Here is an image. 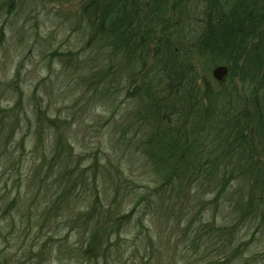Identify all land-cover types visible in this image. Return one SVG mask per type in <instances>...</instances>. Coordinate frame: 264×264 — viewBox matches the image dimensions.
Here are the masks:
<instances>
[{
    "label": "trees",
    "instance_id": "16d2710c",
    "mask_svg": "<svg viewBox=\"0 0 264 264\" xmlns=\"http://www.w3.org/2000/svg\"><path fill=\"white\" fill-rule=\"evenodd\" d=\"M26 1L0 0V18L21 12ZM48 1L76 6L71 24L89 36L84 50L96 48L111 63L90 69V85L103 86L108 95L120 91L137 102L133 123L123 125L122 137L133 134L127 143L135 145L161 178L127 210L123 173L106 170L101 193L98 159L85 167L75 161V149L66 138L68 121L50 117L35 100L30 105L36 118L34 148L42 156L26 178L24 198H14L6 208L5 213H22L21 224L9 216L5 226L0 224V238L13 243L25 218V238L32 230H48L47 238L38 243L35 234L21 250H0V264L238 262L255 238L239 242V225L249 223L264 236V0ZM8 24L0 27V45L4 30L12 29ZM218 66L228 68L222 81L213 77ZM16 81H0V89L16 95L10 109L0 108V139L7 138L5 143L15 139L25 117L24 94ZM45 125L53 131L48 148ZM16 157L5 159L14 166ZM234 185L241 192H233ZM168 190L169 199L175 205L182 201V208L164 214L166 224L175 226L171 236L161 230L154 237L146 218L155 206L164 205ZM38 195L44 198L42 207L33 202L22 208ZM207 195H214L208 204L226 199L224 205L236 213L234 228L203 221L204 204L198 203ZM76 199L84 200L83 209L73 207ZM34 208L39 215L32 219ZM132 228L136 235L129 245ZM72 234L77 240L70 244ZM258 261L254 254L242 264Z\"/></svg>",
    "mask_w": 264,
    "mask_h": 264
},
{
    "label": "rangeland",
    "instance_id": "374dc122",
    "mask_svg": "<svg viewBox=\"0 0 264 264\" xmlns=\"http://www.w3.org/2000/svg\"><path fill=\"white\" fill-rule=\"evenodd\" d=\"M75 9L76 6L71 3L53 4L48 0H27L21 12L11 18L5 15L0 18V27L6 24L10 25L9 22L13 24L12 29L7 27L4 30V40L0 45V81L6 83L17 79L16 82L24 94L25 102V115L22 114V117L25 116L24 121L21 122L15 139L6 143L4 140L7 138L4 136L0 139V148H2L0 150L1 225H6L5 220L9 216L15 218L17 223L20 221L22 213L20 215L15 212L5 213L6 208L14 198L18 196L21 199L24 198L26 178L31 167L36 161H39V155L42 156L41 150L37 151L34 148L36 118L30 105L35 100L39 102L43 110L48 112L50 117H59L68 121L69 129L66 132V138L75 149V161L81 160V165L85 167L90 166L96 158L98 159L102 168L98 172L101 193L105 188L102 174L106 170L114 174L119 169L123 173L125 182L121 190H124L122 196L125 198L127 210L133 207L139 195L147 187L155 188L157 182L160 181L161 176L156 172V168L136 150L135 145L127 143L133 134H128L126 140L122 137L124 135L123 125L133 123L134 114L138 110L137 102L134 99L126 100L124 93H120V91L117 95H108L103 92V86L90 85V79H88L90 69H99V65L105 69L111 63L106 56L104 59L101 54H97L96 48L84 50L89 36H83L81 32H76L71 24ZM69 52L77 57H72L71 60L67 57L59 58L55 54L66 55ZM113 62L116 64V60ZM15 99L16 95L11 90L0 89V108L10 109L14 105ZM27 120H30L33 125ZM44 128L45 147H43L48 148L53 141V131L47 125ZM23 139L24 146L19 148V142ZM13 156H17L18 159L14 166L6 161L8 158L9 162V158ZM231 190L233 192L240 191L237 185H234ZM166 194L167 200L163 203L164 205L155 206L146 218V227L150 229L151 235L154 237H157L161 230H165V235L168 238L169 235L171 236L170 230L175 226L174 223L166 224L164 214L166 215V211L177 212L182 208V201L176 202L175 205L174 201L169 199L171 196L169 190ZM213 197L214 195H207L198 203L200 207L204 204L205 209L202 208L205 210L203 221L213 222L217 226L225 225L234 228L236 213L232 208L224 205L226 199H222L223 202H219L218 205L208 204ZM235 198L236 196H233V199ZM30 199L32 200L22 205L24 206L22 208L33 202H36L37 206L39 203L42 207L44 198L41 195L30 197ZM83 201L76 199L72 206L76 210L83 209ZM173 206H175V210ZM38 215L34 208L29 217L34 219ZM25 219L23 230L28 226V219ZM19 223L21 224V222ZM185 225L184 221L179 225L176 230L178 232L176 239H180ZM22 229L13 237V243L7 244L0 238V250H6L5 253L21 250L22 246L27 245L26 238L30 239L28 242H33L31 238L35 234L40 237L33 238L35 242L43 243L47 238L48 230L42 234L32 230L30 236L25 238ZM133 230L132 228L127 234V238L131 239L129 245L136 235ZM236 231L239 232V242L255 238L247 252L243 254L244 257H241L238 262L233 261V264H242L245 258L252 259L254 254H257V257L261 259L258 264H264V236H261V233H256L255 228L249 223L244 226L239 225ZM75 240H77L75 234L69 236L70 244ZM137 244L141 250L138 260L141 261L143 247L140 242ZM154 244L156 246V242ZM180 248L183 255L185 248L183 243Z\"/></svg>",
    "mask_w": 264,
    "mask_h": 264
},
{
    "label": "water",
    "instance_id": "95a60500",
    "mask_svg": "<svg viewBox=\"0 0 264 264\" xmlns=\"http://www.w3.org/2000/svg\"><path fill=\"white\" fill-rule=\"evenodd\" d=\"M228 74V68L226 66H218L213 70V77L217 81H222Z\"/></svg>",
    "mask_w": 264,
    "mask_h": 264
}]
</instances>
